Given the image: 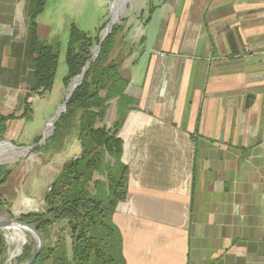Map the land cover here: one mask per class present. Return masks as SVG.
Returning a JSON list of instances; mask_svg holds the SVG:
<instances>
[{
  "label": "crops",
  "instance_id": "0c3cea01",
  "mask_svg": "<svg viewBox=\"0 0 264 264\" xmlns=\"http://www.w3.org/2000/svg\"><path fill=\"white\" fill-rule=\"evenodd\" d=\"M38 2L0 0V113L15 115L5 132L14 143L34 80L28 37ZM149 5L111 54L133 100L119 131L128 191L114 213L124 258L127 264H264V0ZM44 12L41 39L55 29L43 22ZM116 101L97 127L117 119ZM77 131L74 141L67 144L68 132L57 147L64 152L60 168L41 188V207L30 211L43 209L68 162L64 156L81 155Z\"/></svg>",
  "mask_w": 264,
  "mask_h": 264
},
{
  "label": "trees",
  "instance_id": "16d2710c",
  "mask_svg": "<svg viewBox=\"0 0 264 264\" xmlns=\"http://www.w3.org/2000/svg\"><path fill=\"white\" fill-rule=\"evenodd\" d=\"M45 2L39 0L38 10L30 15L28 42L34 80L24 98V117L32 112V95H41L53 88L59 66L60 47L46 42L38 34V16L43 12ZM123 30L122 25H116L104 40L99 56L92 61L82 83L71 96L67 111L56 123L54 134L45 142L49 146L58 138L64 139L73 120L77 122L82 153L61 168L44 198L43 209L26 212L19 217L33 225L45 240L43 249L32 264H127L123 237L114 222V213L128 191L127 167L122 161L123 142L119 131L133 100L125 95L126 82L119 73L118 64L111 59L116 38ZM97 41L98 36H90L71 25L64 60L67 66L66 87L82 73L92 58L91 49ZM114 99L117 100V119L111 125L97 127V122L103 121ZM13 118L14 114L6 116L0 113V138H4L7 123ZM40 140L37 138L35 143ZM36 150H39L38 146ZM13 170V167L0 164V187L8 181ZM96 174L103 177L95 179ZM7 203L0 195V207ZM6 210L7 215L13 217L9 206ZM61 222H66L69 231L71 255L67 238L54 231ZM6 249V237L0 229V263ZM35 250L31 252L25 247L21 261L30 259ZM20 252L17 251L15 257Z\"/></svg>",
  "mask_w": 264,
  "mask_h": 264
},
{
  "label": "rangeland",
  "instance_id": "374dc122",
  "mask_svg": "<svg viewBox=\"0 0 264 264\" xmlns=\"http://www.w3.org/2000/svg\"><path fill=\"white\" fill-rule=\"evenodd\" d=\"M117 1L118 0H46L44 6L45 12L42 15V20L52 25L55 29L51 38L47 34L43 37V40L51 44L56 43L60 47L59 66L53 88L39 95L32 103L33 112L26 117L22 127L19 129L18 142L20 144L7 139L6 135L3 139L0 138L1 140L5 139L11 141L14 145L19 147L27 146L31 143L37 144L39 148V150L36 151L35 149L37 146L30 151L20 148L19 150H21V152H13L12 156L9 158L5 156L4 152H0V164L14 168L12 174L8 178V182L3 185L4 188L1 189L2 192L6 191L7 195L4 200L8 201L9 205L7 203L0 207V218L8 216L6 212L7 206L10 207L13 217L16 218H19L20 215L25 212L36 210L41 207L40 194L43 192L41 188L45 190L49 186L54 171L60 168L59 164L62 160V155L60 154L64 153H58L57 150V146L63 143L62 138H58L54 142L51 141L53 144H49V146H46L45 143L41 141L48 121L65 101L68 87H65L64 81L67 73V66L64 60L69 41L70 27L74 24L90 36H98L99 41H97L91 49L92 58L90 60L95 61L101 51L100 48L97 53L95 48L100 44L107 25L113 19L112 12ZM150 7L149 0H124L118 16L121 21L115 24L114 27L118 24L122 25L126 30L134 26L138 27V16H145L150 10ZM122 32L118 34L116 39L120 37ZM94 57H96L95 60ZM75 81L70 82L72 83L71 86ZM73 124L74 121L72 120L69 125L70 129L66 139L67 144L68 142L71 143L74 141L76 133L78 132L77 127ZM50 127L51 126L48 127L47 132H49ZM39 136H41V140L35 143ZM51 136H49L48 139ZM75 142L72 143V148L76 145ZM21 143H25L26 145H22ZM81 149V145H77L76 151L81 152ZM72 158H74V153L70 156L65 155L64 162L70 161ZM97 175H99V177L102 176L100 174ZM17 192L18 194L13 198L8 196L14 195ZM54 231L57 234L60 233L64 235L70 242L66 222H61L55 227ZM23 233L24 244L22 253L12 261V264H22L26 262L27 259L23 261L20 259L25 247L30 248L31 252H33L37 246L36 240L30 233L26 231ZM4 235L6 237L7 249L1 263L8 259L9 251L12 250L17 243V237L12 234V230H4ZM12 235L16 238L15 240H12Z\"/></svg>",
  "mask_w": 264,
  "mask_h": 264
},
{
  "label": "water",
  "instance_id": "95a60500",
  "mask_svg": "<svg viewBox=\"0 0 264 264\" xmlns=\"http://www.w3.org/2000/svg\"><path fill=\"white\" fill-rule=\"evenodd\" d=\"M120 21H121V19L118 18L116 21H114V22L111 21L107 25L106 31L103 34V37L101 38L100 44L98 45L97 48H95V50L97 51V53L100 50L101 45H102V42L104 41V39L112 32L114 25L117 24ZM95 59H96V57H94V60ZM91 63H92V60L87 61L85 67L82 70V73L80 75L76 76L72 80V82H74L76 79H78V82L76 83V85L74 86V88H73V90L71 92H70V87H71V84L72 83H70V85L68 86L67 93H66V97H65V101L57 109L55 115L48 122V125H47V127L45 129V132H44V135H43V139H42L41 142L45 143L46 140L48 139V137L51 136L54 133V131L56 129V123L59 121V119L62 116V114L67 111V107H68L69 100H70L71 96L73 95L76 87L79 86L82 83V81H83V79L85 77L86 72L88 71V69L91 66ZM49 126H51V127H50L49 132H47V129H48ZM5 141H7V140H5V139L4 140H1L0 139V142H5ZM8 142L13 147H15V148H18V149L23 148V149H27V151H30L31 149H33L34 147L37 146V144H31V145L19 147V146L14 145L11 141H8ZM13 225H19V226L24 227L27 230V233H30L31 236L36 240L37 246H36L35 252L30 257V259H28L26 262L22 263V264H32L36 260V258L38 257V255L40 254L41 250L44 247V244H45L44 237H43V235L33 225L28 224V223L20 220L19 218L11 217L9 215L7 217L0 218V229L1 230H3V231L4 230H10V228ZM22 250H23V247L21 249V253H22ZM0 264H12V261H10L9 259H6L5 262L0 263Z\"/></svg>",
  "mask_w": 264,
  "mask_h": 264
},
{
  "label": "bare ground",
  "instance_id": "6f19581e",
  "mask_svg": "<svg viewBox=\"0 0 264 264\" xmlns=\"http://www.w3.org/2000/svg\"><path fill=\"white\" fill-rule=\"evenodd\" d=\"M124 0H118L114 6V9H113V12H112V16H113V19H112V22L116 21V19L118 18L119 16V10L122 6V3H123ZM78 82V79L75 81V83L70 87V92L73 90L74 86L76 85V83ZM0 152H4L5 153V156L7 158L11 157L13 152H21V150H19L18 148H15L13 147L9 142L8 140L5 141V142H0ZM1 158V157H0ZM12 230V234H14L16 237H17V243H16V246L9 251V256H8V259L10 261H13L16 257V253L17 251L21 250L22 247H23V244H24V236L22 234V232L26 231L27 230L22 227V226H19V225H13L11 228H10V231ZM22 231V232H21ZM16 238L12 235V240H15Z\"/></svg>",
  "mask_w": 264,
  "mask_h": 264
}]
</instances>
